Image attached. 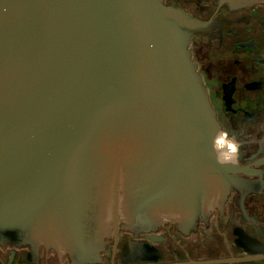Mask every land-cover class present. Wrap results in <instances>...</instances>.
Wrapping results in <instances>:
<instances>
[{"label":"water","instance_id":"obj_1","mask_svg":"<svg viewBox=\"0 0 264 264\" xmlns=\"http://www.w3.org/2000/svg\"><path fill=\"white\" fill-rule=\"evenodd\" d=\"M202 28L163 0H0V240L95 263L110 222L191 220L239 181Z\"/></svg>","mask_w":264,"mask_h":264},{"label":"flooded vegetation","instance_id":"obj_2","mask_svg":"<svg viewBox=\"0 0 264 264\" xmlns=\"http://www.w3.org/2000/svg\"><path fill=\"white\" fill-rule=\"evenodd\" d=\"M163 1L203 24L188 50L236 155L239 181L215 191L191 220L176 210L141 229L124 218L110 222L99 259L89 264H264V0ZM0 264L76 263L56 243L0 240Z\"/></svg>","mask_w":264,"mask_h":264},{"label":"clouds","instance_id":"obj_3","mask_svg":"<svg viewBox=\"0 0 264 264\" xmlns=\"http://www.w3.org/2000/svg\"><path fill=\"white\" fill-rule=\"evenodd\" d=\"M224 158H225V159H227L228 157H227V156H225Z\"/></svg>","mask_w":264,"mask_h":264}]
</instances>
